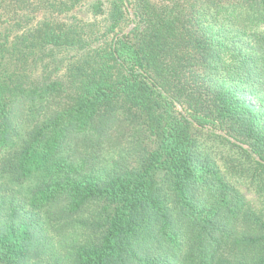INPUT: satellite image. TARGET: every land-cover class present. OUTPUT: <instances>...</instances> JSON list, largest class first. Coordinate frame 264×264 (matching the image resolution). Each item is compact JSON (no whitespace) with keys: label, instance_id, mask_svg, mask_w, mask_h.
<instances>
[{"label":"trees","instance_id":"trees-1","mask_svg":"<svg viewBox=\"0 0 264 264\" xmlns=\"http://www.w3.org/2000/svg\"><path fill=\"white\" fill-rule=\"evenodd\" d=\"M0 264H264V0H0Z\"/></svg>","mask_w":264,"mask_h":264},{"label":"rangeland","instance_id":"rangeland-1","mask_svg":"<svg viewBox=\"0 0 264 264\" xmlns=\"http://www.w3.org/2000/svg\"><path fill=\"white\" fill-rule=\"evenodd\" d=\"M132 28V26H129V28H128V30L127 31H129L130 29ZM126 31V32H127ZM180 108V107H179ZM206 145H207V147L209 148V149H213V150H218V151H221L222 153H224V155H221L220 157H222V158H219V161H220V165L222 166L223 165V162H222V160H223V158L224 157H227V155L230 153V150H229V148L228 147H223V146H221V145H218V144H213V143H206ZM241 190L243 191V194L245 195V197L248 199V201H250L251 203H253L254 205H256L255 204V202L257 203V197H256V195L253 193V192H251L248 188H247V186H241Z\"/></svg>","mask_w":264,"mask_h":264}]
</instances>
